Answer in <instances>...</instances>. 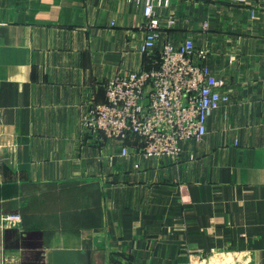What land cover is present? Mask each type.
I'll list each match as a JSON object with an SVG mask.
<instances>
[{"label": "crops", "instance_id": "obj_1", "mask_svg": "<svg viewBox=\"0 0 264 264\" xmlns=\"http://www.w3.org/2000/svg\"><path fill=\"white\" fill-rule=\"evenodd\" d=\"M142 8L0 0V264H52L56 249L89 264H264V0L157 8L175 21L160 40L207 48L230 96L177 159L81 122L108 80L158 61L138 52ZM4 215L20 220L2 228Z\"/></svg>", "mask_w": 264, "mask_h": 264}, {"label": "built area", "instance_id": "obj_2", "mask_svg": "<svg viewBox=\"0 0 264 264\" xmlns=\"http://www.w3.org/2000/svg\"><path fill=\"white\" fill-rule=\"evenodd\" d=\"M131 1L143 7L145 37L138 52L158 61L148 70L108 80L106 102L91 106L81 118L82 126L90 134L135 140L143 159H177L182 143L199 141L206 134L207 120L229 103L230 96L205 65L207 48L197 47L191 39L174 43L165 36L160 40L161 30L175 24L172 18L162 23L157 12L170 0ZM127 148L121 147L120 154L127 155ZM19 220V215H4L1 227Z\"/></svg>", "mask_w": 264, "mask_h": 264}, {"label": "water", "instance_id": "obj_3", "mask_svg": "<svg viewBox=\"0 0 264 264\" xmlns=\"http://www.w3.org/2000/svg\"><path fill=\"white\" fill-rule=\"evenodd\" d=\"M89 256L81 250L56 249L52 251V264H89Z\"/></svg>", "mask_w": 264, "mask_h": 264}, {"label": "rangeland", "instance_id": "obj_4", "mask_svg": "<svg viewBox=\"0 0 264 264\" xmlns=\"http://www.w3.org/2000/svg\"><path fill=\"white\" fill-rule=\"evenodd\" d=\"M102 104H103V103H102ZM102 104H101V105H102ZM204 262H206L207 264H208V263H212V262H213V259H212L211 257H208V258H205V259H204Z\"/></svg>", "mask_w": 264, "mask_h": 264}, {"label": "trees", "instance_id": "obj_5", "mask_svg": "<svg viewBox=\"0 0 264 264\" xmlns=\"http://www.w3.org/2000/svg\"><path fill=\"white\" fill-rule=\"evenodd\" d=\"M151 62V61H150ZM150 68V67H149ZM148 70V69H147Z\"/></svg>", "mask_w": 264, "mask_h": 264}]
</instances>
